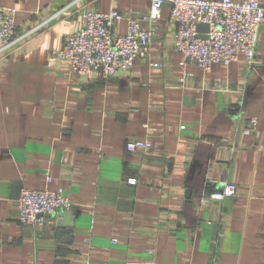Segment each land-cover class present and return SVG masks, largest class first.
Listing matches in <instances>:
<instances>
[{"label":"crops","instance_id":"0c3cea01","mask_svg":"<svg viewBox=\"0 0 264 264\" xmlns=\"http://www.w3.org/2000/svg\"><path fill=\"white\" fill-rule=\"evenodd\" d=\"M150 6L0 0L21 38L0 70V264H264V25L252 66L187 64L168 6L150 56L112 80L46 66L87 12L119 11L125 34L130 18L151 28ZM225 183L235 197L205 199ZM24 188L64 190L68 223L22 224Z\"/></svg>","mask_w":264,"mask_h":264},{"label":"built area","instance_id":"2783aa9c","mask_svg":"<svg viewBox=\"0 0 264 264\" xmlns=\"http://www.w3.org/2000/svg\"><path fill=\"white\" fill-rule=\"evenodd\" d=\"M166 6L176 27L175 50L185 56L187 64L208 73L214 65L228 68L242 58L251 66L255 63L258 37L264 25V5L258 1L151 0L146 19L151 28L145 29L138 20L130 18L125 34L115 32L117 24L124 20L119 11L87 12L80 29L66 38L59 51L49 54L47 68L84 80L95 76L112 80L119 72L129 70L137 59L150 56L157 36L153 25ZM18 14V10L0 8V67L20 42ZM201 26H206L207 31H201ZM245 133L260 135L257 120L251 121ZM152 147L150 142L132 141L128 142L127 151H148ZM128 182L136 184L133 179ZM236 195L237 186L225 183L205 199L220 202ZM71 208L72 203L62 189L24 188L18 198L19 219L26 225L43 226Z\"/></svg>","mask_w":264,"mask_h":264},{"label":"water","instance_id":"95a60500","mask_svg":"<svg viewBox=\"0 0 264 264\" xmlns=\"http://www.w3.org/2000/svg\"><path fill=\"white\" fill-rule=\"evenodd\" d=\"M200 30L201 31H207V27L206 26H201L200 27ZM70 213H64V214H62V215H60V219H61V221H64L66 224L68 223V219L70 218ZM61 221H59V224H61L62 222Z\"/></svg>","mask_w":264,"mask_h":264},{"label":"rangeland","instance_id":"374dc122","mask_svg":"<svg viewBox=\"0 0 264 264\" xmlns=\"http://www.w3.org/2000/svg\"><path fill=\"white\" fill-rule=\"evenodd\" d=\"M16 47H17V46H16ZM14 50H15V47L10 51V53L7 54L5 60L10 56V54H11L12 52H14ZM5 60L2 62V65H1V67H0V70L3 68V65H4Z\"/></svg>","mask_w":264,"mask_h":264}]
</instances>
